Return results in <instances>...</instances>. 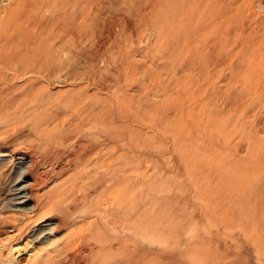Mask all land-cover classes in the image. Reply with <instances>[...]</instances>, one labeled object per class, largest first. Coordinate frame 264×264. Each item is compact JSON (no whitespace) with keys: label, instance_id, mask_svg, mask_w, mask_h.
<instances>
[{"label":"rangeland","instance_id":"obj_1","mask_svg":"<svg viewBox=\"0 0 264 264\" xmlns=\"http://www.w3.org/2000/svg\"><path fill=\"white\" fill-rule=\"evenodd\" d=\"M0 5V219L31 151L60 264H264V0Z\"/></svg>","mask_w":264,"mask_h":264},{"label":"bare ground","instance_id":"obj_2","mask_svg":"<svg viewBox=\"0 0 264 264\" xmlns=\"http://www.w3.org/2000/svg\"><path fill=\"white\" fill-rule=\"evenodd\" d=\"M30 152L22 151L20 153L19 162L23 165L21 167L19 165L20 169L18 168L17 174L14 175L15 177L11 183L13 187H8L14 195L11 199H14L13 205L18 210V213L12 212L5 218L0 219V264H60L56 256L61 246L65 244H62V241L56 239L55 233L64 228L67 225V221L59 218L54 221L44 219L45 221L33 229L30 234H27V225H29V222L40 218V213L35 215V212L38 206L37 195L44 181L39 171L40 169H38L36 158ZM2 175L3 170L0 167V176ZM3 200L4 196L1 201ZM23 217L26 219L25 221L22 219ZM16 221L19 223L16 224ZM153 227L151 226V228ZM183 228V226L180 227L181 230ZM161 230L167 231V229ZM169 231L163 232L166 237L170 236L171 232H173L172 230ZM16 236H23V241L10 243L9 239L16 238ZM20 246L26 249V255L21 258H16L22 252ZM66 264H73V258L68 259Z\"/></svg>","mask_w":264,"mask_h":264}]
</instances>
